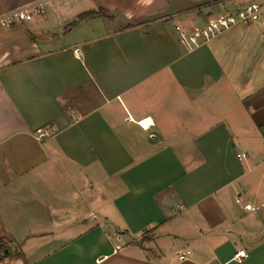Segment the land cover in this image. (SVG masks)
Segmentation results:
<instances>
[{
	"label": "crops",
	"instance_id": "0c3cea01",
	"mask_svg": "<svg viewBox=\"0 0 264 264\" xmlns=\"http://www.w3.org/2000/svg\"><path fill=\"white\" fill-rule=\"evenodd\" d=\"M35 2L0 25V264H264V207L237 202L264 204V9L189 51L178 26L240 2L0 0V15Z\"/></svg>",
	"mask_w": 264,
	"mask_h": 264
},
{
	"label": "built area",
	"instance_id": "2783aa9c",
	"mask_svg": "<svg viewBox=\"0 0 264 264\" xmlns=\"http://www.w3.org/2000/svg\"><path fill=\"white\" fill-rule=\"evenodd\" d=\"M240 2V6L236 11L229 12L225 15L211 18L207 22L194 26L191 29L178 26L176 32L179 37V43L189 51H192L222 35L224 32L232 29L239 24H247L258 21L262 16L264 9V0L261 2L256 0H236ZM44 12L42 2H35L7 13L0 15V25L11 27L31 21L36 15ZM73 111V110H72ZM140 124L149 129L151 123L141 121ZM38 139H44L52 135V131L46 128H39L36 131ZM154 137V135H152ZM240 158L246 157V154L239 155ZM237 202L244 204L245 208L251 212H259L263 207V203H253L245 201L242 195H238ZM118 236V235H116ZM191 254L190 251L179 253V258L185 260ZM248 253L243 250L237 254V257L247 258Z\"/></svg>",
	"mask_w": 264,
	"mask_h": 264
},
{
	"label": "rangeland",
	"instance_id": "374dc122",
	"mask_svg": "<svg viewBox=\"0 0 264 264\" xmlns=\"http://www.w3.org/2000/svg\"><path fill=\"white\" fill-rule=\"evenodd\" d=\"M219 0H174V11L185 12L197 10L211 2ZM261 2L262 0H256ZM177 23V19L173 20V24Z\"/></svg>",
	"mask_w": 264,
	"mask_h": 264
},
{
	"label": "trees",
	"instance_id": "16d2710c",
	"mask_svg": "<svg viewBox=\"0 0 264 264\" xmlns=\"http://www.w3.org/2000/svg\"><path fill=\"white\" fill-rule=\"evenodd\" d=\"M96 14L97 13H94V12H87V13L80 15L79 19L85 20V19L93 18ZM98 14H101L104 17H108V15L104 13L103 11L102 12L100 11ZM2 249H4V241H0V250Z\"/></svg>",
	"mask_w": 264,
	"mask_h": 264
}]
</instances>
